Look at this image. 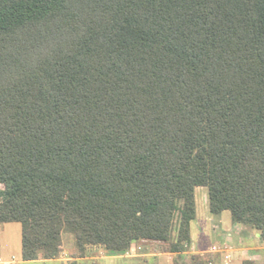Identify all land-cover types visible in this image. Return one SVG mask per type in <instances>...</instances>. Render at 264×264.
I'll return each instance as SVG.
<instances>
[{
	"label": "trees",
	"instance_id": "trees-1",
	"mask_svg": "<svg viewBox=\"0 0 264 264\" xmlns=\"http://www.w3.org/2000/svg\"><path fill=\"white\" fill-rule=\"evenodd\" d=\"M198 188L264 244V0H0V230L24 263L64 235L185 253Z\"/></svg>",
	"mask_w": 264,
	"mask_h": 264
},
{
	"label": "crops",
	"instance_id": "crops-1",
	"mask_svg": "<svg viewBox=\"0 0 264 264\" xmlns=\"http://www.w3.org/2000/svg\"><path fill=\"white\" fill-rule=\"evenodd\" d=\"M196 209L197 218L191 226L193 243L187 252L182 254L153 252L154 246L160 243L143 241L124 254L109 252L110 256L106 257V260H124L127 264H149L151 261L153 264H190L192 255H201L210 259V264H234L231 257V261L224 259L232 253H236L240 264L245 261L261 263L264 260V244L260 241L258 232L250 227L234 224L229 212L213 215L210 212L208 191L205 188L196 190ZM193 233L198 236L197 239V236L193 239ZM207 237H215V241L210 246L207 245ZM214 247L219 248L221 252L214 253ZM20 257L22 259V253ZM21 262L24 263L23 260Z\"/></svg>",
	"mask_w": 264,
	"mask_h": 264
},
{
	"label": "rangeland",
	"instance_id": "rangeland-1",
	"mask_svg": "<svg viewBox=\"0 0 264 264\" xmlns=\"http://www.w3.org/2000/svg\"><path fill=\"white\" fill-rule=\"evenodd\" d=\"M195 231V230H194ZM1 249L0 257L4 260L13 259L12 256H15L17 264H21L22 259L20 257L22 253V227L20 224H5L1 227ZM197 235L193 233V239ZM198 236L196 237V239ZM205 239V238H203ZM207 245L210 246L214 241L215 237L206 238ZM157 246V247H156ZM154 246L155 249H152L153 252H166L167 249L171 246V243H160V245ZM153 248V247H152ZM168 252V251H167ZM133 254V253H132ZM226 255V253H224ZM229 260L234 262V264H240L239 258H237L236 253L228 254ZM110 256L109 252L104 248L98 247H87L86 250L80 251L77 247L75 239L72 235H64L63 245H62V254L58 260L54 261H37L34 263L27 264H127L124 260H106ZM231 257V258H230ZM207 258V257H204ZM221 257L219 256V259ZM109 259V258H108ZM207 260H210L207 258ZM264 263V260L261 261ZM24 264V263H22ZM145 264V263H143ZM153 264V262H149Z\"/></svg>",
	"mask_w": 264,
	"mask_h": 264
},
{
	"label": "built area",
	"instance_id": "built-area-1",
	"mask_svg": "<svg viewBox=\"0 0 264 264\" xmlns=\"http://www.w3.org/2000/svg\"><path fill=\"white\" fill-rule=\"evenodd\" d=\"M214 253H220L221 250L219 248L214 247L213 248ZM226 260H229V257H226ZM0 264H17L16 259H10V260H4L3 258H0Z\"/></svg>",
	"mask_w": 264,
	"mask_h": 264
}]
</instances>
